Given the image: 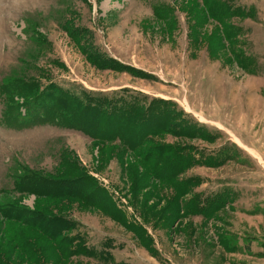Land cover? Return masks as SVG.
I'll use <instances>...</instances> for the list:
<instances>
[{
    "label": "rangeland",
    "instance_id": "rangeland-1",
    "mask_svg": "<svg viewBox=\"0 0 264 264\" xmlns=\"http://www.w3.org/2000/svg\"><path fill=\"white\" fill-rule=\"evenodd\" d=\"M5 82L129 89L173 118L169 132L145 139L129 126L109 141L92 128L103 137L9 129L0 100V264L264 254V221L251 219L264 211V0H0Z\"/></svg>",
    "mask_w": 264,
    "mask_h": 264
},
{
    "label": "trees",
    "instance_id": "trees-1",
    "mask_svg": "<svg viewBox=\"0 0 264 264\" xmlns=\"http://www.w3.org/2000/svg\"><path fill=\"white\" fill-rule=\"evenodd\" d=\"M21 83L0 84V100L4 106L1 123L9 129L21 130L36 124H51L80 129L91 136L95 134L93 138L103 137L99 136L98 132H92V128L93 131L101 130L109 141H113L125 140L130 127L129 133H132V136L141 135L145 139L156 132H169L172 128L173 116L165 112H162V115L161 112L155 114L152 103L150 105L146 103L147 96L141 94H136L138 97L133 98L124 96L135 94L133 90L126 89L113 95L81 91V96H78L64 88L59 89L56 85L37 90L36 84L26 86ZM22 94H25L26 100L23 106L15 100ZM153 101L164 106L170 104L164 100ZM21 106L26 108L25 116L18 110ZM158 108L162 109V106ZM149 125H154L155 128H152L153 126L148 128ZM143 127L147 130L139 132ZM128 138L131 139V136ZM143 142L142 139L138 140V147H141Z\"/></svg>",
    "mask_w": 264,
    "mask_h": 264
},
{
    "label": "crops",
    "instance_id": "crops-1",
    "mask_svg": "<svg viewBox=\"0 0 264 264\" xmlns=\"http://www.w3.org/2000/svg\"><path fill=\"white\" fill-rule=\"evenodd\" d=\"M251 219H255L254 222H252V223L257 227V222H256L257 219H262V221H264V211H262V213H259V212L255 213L254 217H251ZM250 223H251V220H250ZM252 223H251V225H253ZM256 227H255V229H256ZM258 232L260 233L261 231H258ZM254 242H256V239H254ZM262 242L264 244V237H263ZM262 253L263 252L261 250V252H258V254L256 256H252L255 264H264V254H262ZM259 254H261V256H258Z\"/></svg>",
    "mask_w": 264,
    "mask_h": 264
}]
</instances>
